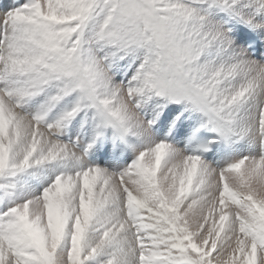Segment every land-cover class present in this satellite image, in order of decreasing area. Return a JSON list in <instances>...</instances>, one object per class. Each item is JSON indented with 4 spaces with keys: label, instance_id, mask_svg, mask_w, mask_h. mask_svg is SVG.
I'll return each mask as SVG.
<instances>
[{
    "label": "snow or ice",
    "instance_id": "6c2138e0",
    "mask_svg": "<svg viewBox=\"0 0 264 264\" xmlns=\"http://www.w3.org/2000/svg\"><path fill=\"white\" fill-rule=\"evenodd\" d=\"M0 264H264V0H0Z\"/></svg>",
    "mask_w": 264,
    "mask_h": 264
}]
</instances>
